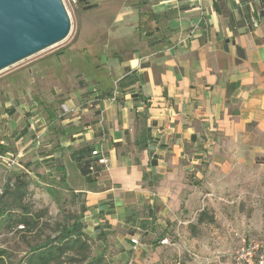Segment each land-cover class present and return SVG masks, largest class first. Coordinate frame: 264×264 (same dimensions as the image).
<instances>
[{"label": "crops", "instance_id": "0c3cea01", "mask_svg": "<svg viewBox=\"0 0 264 264\" xmlns=\"http://www.w3.org/2000/svg\"><path fill=\"white\" fill-rule=\"evenodd\" d=\"M111 2L77 6L68 52L78 77L60 89L62 111L32 113L12 153L22 162L43 135L37 160L64 167L85 221L127 227L129 250L135 236L169 229L264 133V0Z\"/></svg>", "mask_w": 264, "mask_h": 264}, {"label": "rangeland", "instance_id": "374dc122", "mask_svg": "<svg viewBox=\"0 0 264 264\" xmlns=\"http://www.w3.org/2000/svg\"><path fill=\"white\" fill-rule=\"evenodd\" d=\"M96 1L105 12L108 6L112 11L115 7L112 0ZM80 4L78 13L82 15ZM77 6L69 5L72 28L66 40L0 72V154L17 152L16 141L21 136L17 135L32 113L52 118L47 108L49 103L62 111L60 89L66 85L71 87L78 77L70 73L73 59L68 52L79 27ZM91 11L96 13V18L100 16L97 8ZM112 11L109 9L111 14H107L105 22L103 20L107 26L116 16ZM11 121L16 122V126L11 128ZM41 124L36 125V131L41 129ZM38 140L36 138L37 144L30 146L34 151L22 158L26 170H6L0 158V186L14 173H28L32 183L26 200L35 211H45L37 232L42 237L8 229L0 232V249L7 250L10 256L7 264H20L29 245L35 244L38 238L54 235L55 222L72 219V215L83 213L85 209L84 197L65 189L60 173L48 169L50 164L37 160L45 143L41 134ZM255 145L244 162L229 171L215 172L211 176L214 180L200 188L198 200L190 210H182L172 222L168 219L169 229L135 236L139 241L135 248L123 247L131 243L132 233L125 230L127 227L111 228L107 224L95 227L93 222L83 218L91 243L90 255L102 254L108 264H232L245 241L256 238L264 243V133ZM49 186L55 187L60 205L48 193ZM202 214L205 221L199 222ZM164 237L168 243H162ZM136 258L139 262L134 261Z\"/></svg>", "mask_w": 264, "mask_h": 264}, {"label": "trees", "instance_id": "16d2710c", "mask_svg": "<svg viewBox=\"0 0 264 264\" xmlns=\"http://www.w3.org/2000/svg\"><path fill=\"white\" fill-rule=\"evenodd\" d=\"M4 148V147H2ZM4 150V149H3ZM61 176V182L65 189L71 190L74 195L81 196L71 189L66 180V171L63 166L57 167ZM31 179L28 173H14L9 180L2 185L0 193V232L3 229L18 231L25 234H37L41 229L42 218L45 211H35L33 206L27 202ZM48 193L57 198L55 187L49 186ZM57 204L60 202L56 199ZM84 213L74 214L64 221H57L53 226L54 235L36 240L35 244L29 245V251L22 258L20 264H108L104 262L102 254L90 255L91 243L85 232L83 221ZM205 221L202 214L199 222ZM44 222V225L49 226ZM102 236L106 233H101ZM36 236L42 237L40 233ZM9 253L0 249V264H7Z\"/></svg>", "mask_w": 264, "mask_h": 264}, {"label": "water", "instance_id": "95a60500", "mask_svg": "<svg viewBox=\"0 0 264 264\" xmlns=\"http://www.w3.org/2000/svg\"><path fill=\"white\" fill-rule=\"evenodd\" d=\"M71 28L63 0H0V72L63 42Z\"/></svg>", "mask_w": 264, "mask_h": 264}, {"label": "built area", "instance_id": "2783aa9c", "mask_svg": "<svg viewBox=\"0 0 264 264\" xmlns=\"http://www.w3.org/2000/svg\"><path fill=\"white\" fill-rule=\"evenodd\" d=\"M67 10L69 12V5L77 6L79 4V0H63ZM40 138V134L37 136V140ZM38 144L40 141H36ZM4 144V141H1ZM93 155L98 158V164L102 166H107L109 164V159L103 149H94L92 151ZM0 158L2 159V163L5 166L6 170H13L17 168L24 169L23 165L20 162V157L12 152H8L5 154H0ZM94 167H91L93 170ZM3 189L0 186V193H2ZM132 243L137 245L139 243L138 239L133 238ZM162 243H168V239H163ZM232 264H264V243L259 239H250L248 242L242 245V247L236 252Z\"/></svg>", "mask_w": 264, "mask_h": 264}]
</instances>
